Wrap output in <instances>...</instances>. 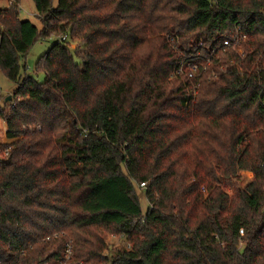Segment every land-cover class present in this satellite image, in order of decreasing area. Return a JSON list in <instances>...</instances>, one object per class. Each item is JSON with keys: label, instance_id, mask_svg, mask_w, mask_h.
<instances>
[{"label": "trees", "instance_id": "trees-1", "mask_svg": "<svg viewBox=\"0 0 264 264\" xmlns=\"http://www.w3.org/2000/svg\"><path fill=\"white\" fill-rule=\"evenodd\" d=\"M31 2L0 9V264H264V0ZM236 34L191 97L178 53Z\"/></svg>", "mask_w": 264, "mask_h": 264}, {"label": "built area", "instance_id": "built-area-1", "mask_svg": "<svg viewBox=\"0 0 264 264\" xmlns=\"http://www.w3.org/2000/svg\"><path fill=\"white\" fill-rule=\"evenodd\" d=\"M10 8H17L20 13L22 8L20 5V1L17 2L16 0H0V9L8 10ZM242 39H244L243 36L239 34L234 35V37L231 39H224L221 42V45L217 46V49L209 48L210 52H208V54H194L190 51H187V53L185 54L178 53L179 57L177 61L178 65L176 69V74L178 76L186 78V80L189 82V95H191V97H195L197 95L201 87L203 78H206L208 82L215 78L214 74L207 75V69L211 65V61L215 58L214 56L220 51L225 52L229 49L236 50L239 45V42L242 41ZM65 40V36L59 38L60 42H64ZM198 47L200 50L201 48H204L200 46ZM8 153L9 150L6 149L4 151V156L8 155ZM140 186L144 187V184H141ZM239 234L243 235V231L241 230ZM72 258L73 249L71 243L69 242L65 245L64 251L62 252L60 260L57 262V264H72Z\"/></svg>", "mask_w": 264, "mask_h": 264}, {"label": "rangeland", "instance_id": "rangeland-1", "mask_svg": "<svg viewBox=\"0 0 264 264\" xmlns=\"http://www.w3.org/2000/svg\"><path fill=\"white\" fill-rule=\"evenodd\" d=\"M21 11H20V19L28 20L33 25H35L38 29H40V24L35 20V9L34 5L31 2V0H21ZM58 41L57 38L51 37L47 39L46 41H38L33 45L31 50L29 51V54L26 56L25 60L21 62L22 64H25V66L28 69V74L32 75L37 82H41L43 80V74H34V68L35 64L37 63L38 59L48 51L49 48H51L56 42ZM78 45V44H77ZM77 45L73 44L71 45V51L73 52V48H76ZM75 62H78V60L75 58ZM15 90V84L8 81L3 74L0 72V110L7 109L5 99L7 97H10L12 92ZM4 121L0 118V134H3V124ZM240 186L244 187L247 184H249L252 181V176L248 172H240ZM139 189V188H138ZM142 188L139 189L137 192V196L141 205L142 211L146 210V201L145 197L142 194ZM101 235L104 237V241L111 247V250H127L128 245L119 237L108 234V233H101Z\"/></svg>", "mask_w": 264, "mask_h": 264}, {"label": "crops", "instance_id": "crops-1", "mask_svg": "<svg viewBox=\"0 0 264 264\" xmlns=\"http://www.w3.org/2000/svg\"><path fill=\"white\" fill-rule=\"evenodd\" d=\"M2 125H3V134H0V144H10L12 141L6 138L7 128L5 122Z\"/></svg>", "mask_w": 264, "mask_h": 264}, {"label": "water", "instance_id": "water-1", "mask_svg": "<svg viewBox=\"0 0 264 264\" xmlns=\"http://www.w3.org/2000/svg\"><path fill=\"white\" fill-rule=\"evenodd\" d=\"M11 100V97H7L6 99H5V102H9Z\"/></svg>", "mask_w": 264, "mask_h": 264}]
</instances>
